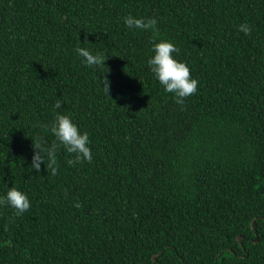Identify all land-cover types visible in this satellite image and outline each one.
I'll return each mask as SVG.
<instances>
[{"label":"trees","instance_id":"16d2710c","mask_svg":"<svg viewBox=\"0 0 264 264\" xmlns=\"http://www.w3.org/2000/svg\"><path fill=\"white\" fill-rule=\"evenodd\" d=\"M129 14L198 80L183 106ZM57 114L92 161L60 145L52 176L32 144ZM13 186L31 206L0 205V264H264V0H0V197Z\"/></svg>","mask_w":264,"mask_h":264},{"label":"clouds","instance_id":"9594fccd","mask_svg":"<svg viewBox=\"0 0 264 264\" xmlns=\"http://www.w3.org/2000/svg\"><path fill=\"white\" fill-rule=\"evenodd\" d=\"M125 26L129 29L138 28L141 30H150L153 33L152 52L153 55L147 60L151 72L155 78L163 86L164 91L174 94L175 103L183 106L185 99L194 95L198 88V80L191 75V70L185 62L178 61L174 58L173 53H178V48L167 40H156L158 32L156 30L157 20L155 18H136L129 14L123 17ZM238 30L245 35H251V27L248 24H241ZM75 51L79 56L84 58V62L88 67L99 66L105 69L104 73L109 70L105 67V61L108 57L102 52L93 54L84 47H78ZM102 88L106 96L109 97L110 82L103 76ZM56 108L61 107L58 100ZM142 110V109H141ZM50 132L56 138L50 146H45L41 140L35 145L32 144L34 153L32 156L31 168L40 171V165L45 166V158L47 159V172L55 176L58 171L56 153L58 147L63 145L69 154H74V159L67 160V164L75 166L76 163L83 161H92V152L88 146L89 136L87 132L81 133L76 124L73 123L70 115L57 114L53 124L50 126ZM56 141H59V145ZM0 205H7L15 209V215H21L30 208V201L27 196L16 187L8 188L6 196L0 197ZM79 207V203L75 205Z\"/></svg>","mask_w":264,"mask_h":264},{"label":"water","instance_id":"95a60500","mask_svg":"<svg viewBox=\"0 0 264 264\" xmlns=\"http://www.w3.org/2000/svg\"><path fill=\"white\" fill-rule=\"evenodd\" d=\"M237 239L240 240V236H237ZM256 241H257V240H256ZM256 241H255V242H256Z\"/></svg>","mask_w":264,"mask_h":264}]
</instances>
